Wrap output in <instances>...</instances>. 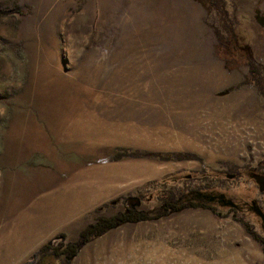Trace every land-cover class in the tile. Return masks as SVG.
Wrapping results in <instances>:
<instances>
[{
    "label": "rangeland",
    "instance_id": "1",
    "mask_svg": "<svg viewBox=\"0 0 264 264\" xmlns=\"http://www.w3.org/2000/svg\"><path fill=\"white\" fill-rule=\"evenodd\" d=\"M0 8V264L29 260L59 233L72 239L124 196L154 210L152 181L169 175L174 198L214 209L124 221L81 244L69 264H264L245 228L264 237V202H248L264 198L248 174L264 161V94L236 86L247 58L264 77V0H224L246 47L231 61L214 32L218 11L203 0ZM117 147L137 155L113 157ZM76 199L87 208L68 214ZM51 205L64 222L51 224Z\"/></svg>",
    "mask_w": 264,
    "mask_h": 264
},
{
    "label": "trees",
    "instance_id": "2",
    "mask_svg": "<svg viewBox=\"0 0 264 264\" xmlns=\"http://www.w3.org/2000/svg\"><path fill=\"white\" fill-rule=\"evenodd\" d=\"M203 2L208 4L212 13L214 12V14H216L215 10L218 11L216 18H218V16L219 18L217 23L213 26L218 44H221V39H229V41H231L232 38H234L235 19L234 15H228V12L223 8L224 0H203ZM9 9L13 10L12 7ZM3 11L5 12L6 10L0 8V13H3ZM231 43L233 44V41H231ZM236 55L237 54L233 57L229 55L226 60H235ZM245 64L247 66L246 73L236 86L250 82L258 88L260 93L264 94V77L260 68L250 58L245 59ZM112 155L113 157H122L127 155H137V152L133 149L117 147L114 148ZM156 155H160L162 158L170 156L168 153H157ZM171 176L173 175L165 176L161 180L152 181L151 185H155V188L153 189V192H151V196L153 193L154 199L158 201V205L154 210L148 212L137 208L130 201L132 196H124L121 200L123 202V207L120 210L108 215L96 214L92 221L88 222L81 230H79L77 238L74 241H62L63 234L59 233L57 237L52 238H58L56 242L55 240L53 242L50 240L49 242L42 243L34 251L30 259L21 264H69L70 258L76 254L81 244L124 221H136L157 217L185 206H202L208 207L211 210L214 209L212 204L203 200L185 199L184 194L179 198H174L172 190L169 187V182L173 181L169 179ZM142 195L143 194L141 193L140 196ZM140 196L138 199H141ZM232 215L235 217L234 213H232ZM236 219L239 220V218ZM245 228L255 239L260 241V245L264 251V237L255 234L249 224L246 225Z\"/></svg>",
    "mask_w": 264,
    "mask_h": 264
},
{
    "label": "flooded vegetation",
    "instance_id": "3",
    "mask_svg": "<svg viewBox=\"0 0 264 264\" xmlns=\"http://www.w3.org/2000/svg\"><path fill=\"white\" fill-rule=\"evenodd\" d=\"M234 34H235V32H234ZM236 38L237 37L232 38L231 41H233V44L231 43V41H229V39H227V40L221 39L220 40L221 44H218V46L219 45H220V47L223 46L225 48V52L227 54L231 55L232 57L235 54L240 55V52L238 49H244L245 50L246 47L243 48L242 43L239 44V42ZM245 53L248 54L247 52H245ZM237 172L238 171H236L234 173L236 174ZM248 174H249L250 178L252 179V181L254 182V184L256 185L258 191L261 193L262 192L264 193V161L262 163L257 162L256 165L249 167ZM256 176H257V179L255 178ZM220 196H222V194L218 192V200H219ZM248 202L251 204V207L253 209L261 210L259 203L264 202V198L261 199V198H254L253 196L252 197L249 196ZM235 203L236 202H233L231 205L235 206ZM239 203L246 204L247 200L246 199L241 200V201H239ZM239 203H237L238 206H239ZM262 206H264V203ZM230 208H232V207H230ZM232 210L235 211L233 208H232Z\"/></svg>",
    "mask_w": 264,
    "mask_h": 264
},
{
    "label": "crops",
    "instance_id": "4",
    "mask_svg": "<svg viewBox=\"0 0 264 264\" xmlns=\"http://www.w3.org/2000/svg\"><path fill=\"white\" fill-rule=\"evenodd\" d=\"M80 202L85 203V205H83L82 208H87V203H86L87 201H85V200H84V201H80L79 199H76V201H74V202H73V201H68V202L66 203V204H67V208H68V210H69V212H67V213L69 214L70 211H71L72 209H76V210H77V208L79 207V203H80ZM52 209H53V210H54V209L57 210V208H54L53 205H51L50 208H48V210H52ZM62 219H63V217H60V215L58 214V210H57V211L55 212L54 219L51 220V221H52L51 224L53 225V224H55V223H58V222H56V221H54V220L62 221ZM62 222H64V221H62ZM70 223H74V222L70 221ZM87 223H88V222H87ZM85 224H86V223H85ZM55 227H56V226L52 227V229H50V231L53 230ZM79 227H80V226H79ZM82 227H83V226H82ZM82 227H81V228H82ZM48 228H49V227H48ZM48 228L46 229V231L48 230ZM55 229H56V228H55ZM55 229H54V230H55ZM58 229H59V228H58ZM77 229H78V228H77ZM54 230H53V231H54ZM79 230H80V229H79ZM79 230H78L76 233H78ZM50 231L47 232V233L49 234ZM51 232H52V231H51ZM76 233H75V234H76ZM76 235H77V234H76ZM76 235H75V236H76ZM75 236H74V237H75ZM74 237H73V238H74ZM73 238H72V239H73ZM72 239L67 238L66 241H72ZM6 263H7V262H6ZM1 264H4V263L1 262ZM8 264H9V263H8Z\"/></svg>",
    "mask_w": 264,
    "mask_h": 264
},
{
    "label": "clouds",
    "instance_id": "5",
    "mask_svg": "<svg viewBox=\"0 0 264 264\" xmlns=\"http://www.w3.org/2000/svg\"><path fill=\"white\" fill-rule=\"evenodd\" d=\"M80 51H82V49H81ZM77 54H79V53H77ZM69 58H70V60H71V55L69 56Z\"/></svg>",
    "mask_w": 264,
    "mask_h": 264
},
{
    "label": "water",
    "instance_id": "6",
    "mask_svg": "<svg viewBox=\"0 0 264 264\" xmlns=\"http://www.w3.org/2000/svg\"><path fill=\"white\" fill-rule=\"evenodd\" d=\"M255 178L257 179V176Z\"/></svg>",
    "mask_w": 264,
    "mask_h": 264
}]
</instances>
